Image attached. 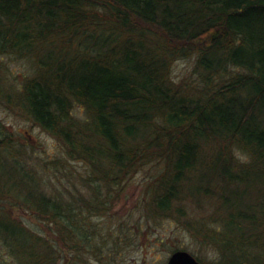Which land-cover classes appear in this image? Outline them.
I'll use <instances>...</instances> for the list:
<instances>
[{
	"label": "trees",
	"instance_id": "obj_1",
	"mask_svg": "<svg viewBox=\"0 0 264 264\" xmlns=\"http://www.w3.org/2000/svg\"><path fill=\"white\" fill-rule=\"evenodd\" d=\"M0 105L59 144L0 126V264H124L163 220L264 264V0H0Z\"/></svg>",
	"mask_w": 264,
	"mask_h": 264
},
{
	"label": "rangeland",
	"instance_id": "obj_2",
	"mask_svg": "<svg viewBox=\"0 0 264 264\" xmlns=\"http://www.w3.org/2000/svg\"><path fill=\"white\" fill-rule=\"evenodd\" d=\"M4 61L7 64V68L11 76L21 78V75L26 72V66L23 61L15 62L12 59L4 57ZM189 61H179L174 66V74L182 75L189 69ZM0 126L7 129L11 133H15L18 139L28 143L30 148H33L38 155H41L44 159L55 156L59 152V144L46 132L42 131L37 126L31 125L29 121L15 115L12 111L5 109L0 105ZM78 169L79 167L76 166ZM142 175L135 176L133 183L129 188V201L125 202L124 198L112 210L113 215L117 219L123 218L127 211L132 208L131 202H134L136 195L138 194L140 187V178ZM106 223L105 220H102ZM118 221V220H117ZM107 223H110L107 221ZM154 236L150 235L149 239H153L157 235L166 238L165 246L155 245L153 241H148L145 236L142 241L141 248L137 247L131 249L129 252L123 254L127 258L129 264H165L169 250L173 244L183 246L187 241L183 239L177 240L178 229L172 225L169 220H163L160 224L156 225L151 232ZM153 237V238H152ZM184 242V244H182ZM125 259V258H124ZM125 262L124 264H126Z\"/></svg>",
	"mask_w": 264,
	"mask_h": 264
},
{
	"label": "water",
	"instance_id": "obj_3",
	"mask_svg": "<svg viewBox=\"0 0 264 264\" xmlns=\"http://www.w3.org/2000/svg\"><path fill=\"white\" fill-rule=\"evenodd\" d=\"M165 264H203L196 260L189 252L177 250L171 253Z\"/></svg>",
	"mask_w": 264,
	"mask_h": 264
}]
</instances>
